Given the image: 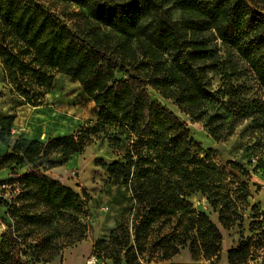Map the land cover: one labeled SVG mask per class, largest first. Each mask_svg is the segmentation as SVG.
<instances>
[{
	"label": "trees",
	"instance_id": "obj_1",
	"mask_svg": "<svg viewBox=\"0 0 264 264\" xmlns=\"http://www.w3.org/2000/svg\"><path fill=\"white\" fill-rule=\"evenodd\" d=\"M62 1L88 11L81 27H72L39 0H0V54L6 77L27 103L41 105L39 95L43 87L51 86L53 76L36 68L34 62L40 60L80 79L98 108V118L71 135L45 142L17 140L0 154V168L12 169V175L0 181V203L6 207L0 218L7 225L0 241V264L50 261L71 242L53 243L54 236L44 229L52 231L63 210L74 211L72 222H78L83 210L80 195L46 171L65 164L99 138H108L122 152L121 159L98 162L113 185L123 184L130 191L133 207L128 220L108 238L96 241L93 256L112 264H158L189 247L207 260L220 257L223 233L206 211L195 209L191 197L198 192L207 196L224 228L243 227V212L252 196L251 171L239 160L217 162L212 148L205 151L194 142L190 125L149 92L152 88L174 100L194 123L208 114V104L216 100L209 70L222 74L217 58L154 0ZM169 1L209 18L264 86V0ZM153 10L160 18L158 28L176 52L169 64L152 57L132 61L128 46L113 44L102 28L134 35L140 32L145 14ZM16 42L22 43L19 52H15ZM25 53L34 58L26 60ZM119 71L128 77L117 79ZM227 109L232 121L253 117L259 123L257 116L264 115V103L256 99ZM223 125H211L216 139L223 136ZM56 153L62 158L54 160ZM44 162L47 170L42 171ZM20 164L32 166L20 174L16 171ZM8 182L19 188L11 199H5L3 189ZM253 217L251 233L243 234L227 251L229 264H264V211H256Z\"/></svg>",
	"mask_w": 264,
	"mask_h": 264
},
{
	"label": "rangeland",
	"instance_id": "obj_2",
	"mask_svg": "<svg viewBox=\"0 0 264 264\" xmlns=\"http://www.w3.org/2000/svg\"><path fill=\"white\" fill-rule=\"evenodd\" d=\"M39 1L74 28L82 26L83 14L88 15V11L75 2ZM154 1L164 8L168 16L183 26L189 35L207 44L217 58L222 74L215 75V70H209L211 90L214 91L216 100L208 104V114L194 123L174 100L165 99L159 92L149 88L152 99L160 101L186 121L192 129L194 142L205 151L212 148L217 162L239 160L245 163L251 171L252 188L249 206L243 212V227L236 225L232 229L221 225L219 214L214 211L207 196L198 192L191 197L195 209L206 211L223 233L220 257L207 260L201 255H194L186 247L172 260L158 264H229L227 251L239 243L243 234L247 236L251 233L249 229L255 212L264 211V167L257 166L264 163V115L257 116L259 123L253 117L232 121L227 108L232 109L235 105L254 99L264 103V86L242 53L220 37L209 18L179 9L169 0ZM159 25L160 18L153 10L145 14L141 20L140 32L134 35H124L103 25L102 28L111 36L113 44L123 42L128 46L127 54L132 61H145L152 57L169 64L176 52L161 33ZM16 45L15 52L21 51L22 43L16 42ZM24 57L29 61L34 58L30 53H25ZM34 65L53 76L51 86L43 87V95H39L43 104L37 106L27 103L25 97L7 79L6 65L0 54V154L11 149L17 140L27 138L45 142L49 138L71 135L77 133L87 122L98 118V108L84 90L80 79L43 65L40 60L35 61ZM116 77L126 78L128 74L119 71ZM215 114L219 116L212 118ZM40 124L41 138L36 135ZM211 125L224 126L220 129L225 131L220 139L213 135ZM121 156L122 152L108 138H99L83 151L73 154L63 165L47 170L46 162L42 164L40 170H47L46 173L62 180L80 195L83 210L78 214L79 221L76 223L72 222L74 211L63 210L53 222L55 228L52 231L48 227L44 229L45 233L54 236L53 243L71 242L59 250L52 260L42 261L40 264H112L103 257L98 258L95 263L92 260L93 247L96 241L108 238L115 228L131 217L133 200L125 185L112 184L107 169L98 160L111 163L121 159ZM52 158L59 160L62 156L56 153ZM31 166L20 164L16 171L24 174ZM11 175V168H0V181H6ZM3 189L6 191L5 199H11L19 193L17 184L8 182L3 185ZM5 209L4 204L0 203V217ZM6 229L7 225L0 218V241ZM80 231L82 236L75 240ZM27 257H32L31 252H28Z\"/></svg>",
	"mask_w": 264,
	"mask_h": 264
},
{
	"label": "crops",
	"instance_id": "obj_3",
	"mask_svg": "<svg viewBox=\"0 0 264 264\" xmlns=\"http://www.w3.org/2000/svg\"><path fill=\"white\" fill-rule=\"evenodd\" d=\"M38 133H36L37 137L41 138V124L39 125V129L37 130Z\"/></svg>",
	"mask_w": 264,
	"mask_h": 264
},
{
	"label": "built area",
	"instance_id": "obj_4",
	"mask_svg": "<svg viewBox=\"0 0 264 264\" xmlns=\"http://www.w3.org/2000/svg\"><path fill=\"white\" fill-rule=\"evenodd\" d=\"M92 260L96 263L97 260H98V257L97 256H92Z\"/></svg>",
	"mask_w": 264,
	"mask_h": 264
}]
</instances>
